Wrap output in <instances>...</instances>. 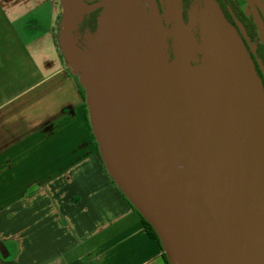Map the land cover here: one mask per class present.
<instances>
[{
  "label": "crops",
  "instance_id": "crops-1",
  "mask_svg": "<svg viewBox=\"0 0 264 264\" xmlns=\"http://www.w3.org/2000/svg\"><path fill=\"white\" fill-rule=\"evenodd\" d=\"M59 4L0 0V264H166L104 169Z\"/></svg>",
  "mask_w": 264,
  "mask_h": 264
},
{
  "label": "water",
  "instance_id": "water-1",
  "mask_svg": "<svg viewBox=\"0 0 264 264\" xmlns=\"http://www.w3.org/2000/svg\"><path fill=\"white\" fill-rule=\"evenodd\" d=\"M251 1L264 19V1ZM108 2L69 0L79 16ZM219 35L223 79L209 126L190 124L170 98L158 104L156 88L137 77L113 85L95 122L112 175L163 227L170 264H264V124L250 104L238 101L251 85L245 50L231 28ZM219 127L232 160L213 168L209 183ZM204 204L222 224H212Z\"/></svg>",
  "mask_w": 264,
  "mask_h": 264
},
{
  "label": "flooded vegetation",
  "instance_id": "flooded-vegetation-1",
  "mask_svg": "<svg viewBox=\"0 0 264 264\" xmlns=\"http://www.w3.org/2000/svg\"><path fill=\"white\" fill-rule=\"evenodd\" d=\"M79 17L80 31L89 35L87 49L92 50V54L84 53L79 59V77L92 107L94 124L113 85L137 77L145 78L150 90L156 88L158 104L170 98L190 124L209 126L223 79L219 31L227 27L237 35L252 68L251 85L238 101L250 104L264 124V19L251 0H109L108 5ZM208 45L216 52L211 69L205 61L199 66L194 63L202 54L195 55V47L205 50ZM107 59L113 60L110 66ZM105 64V71L99 74ZM218 131L209 159V183L213 168L227 158L232 160L225 151L222 128ZM190 135L192 139L193 133ZM206 211L212 224L223 223L207 207Z\"/></svg>",
  "mask_w": 264,
  "mask_h": 264
},
{
  "label": "rangeland",
  "instance_id": "rangeland-1",
  "mask_svg": "<svg viewBox=\"0 0 264 264\" xmlns=\"http://www.w3.org/2000/svg\"><path fill=\"white\" fill-rule=\"evenodd\" d=\"M58 3H60L59 5H61L62 7V16L61 18H57V22L59 25V39L58 42L61 45L62 51H63V55H64V61L67 66L69 65V67L72 69V71H76L77 72V66L75 65V63L72 61V59L70 58V55L72 54V49L75 50L76 53V57L78 58L77 60H79L81 57H83L84 53L86 55H90L92 54V50H88L87 46L89 45V35L88 34H83L80 31L79 28V23L81 18L78 16V13L72 8L71 4L69 3V0H57ZM66 43H68L67 47H66ZM84 47V49L82 50L81 47ZM90 48V47H88ZM195 48V55L198 52H201L202 54H199L197 59L195 60L194 63H197V66H199L200 64H202V62H206L209 69H211L212 67H214L215 65V57H216V52L214 50V48H212V46L209 45L205 47V50L200 46H196ZM87 49V50H86ZM89 59V58H88ZM91 60H94V56L91 57ZM90 60V61H91ZM220 69L217 68V71H219ZM79 77V75H78ZM80 78V77H79ZM220 81H219V85H220ZM218 106V102L216 105V108ZM215 110L213 111L212 117L210 119V123L212 122V119L214 118L215 115ZM164 233V232H163Z\"/></svg>",
  "mask_w": 264,
  "mask_h": 264
},
{
  "label": "trees",
  "instance_id": "trees-1",
  "mask_svg": "<svg viewBox=\"0 0 264 264\" xmlns=\"http://www.w3.org/2000/svg\"><path fill=\"white\" fill-rule=\"evenodd\" d=\"M81 90H82V88H81ZM82 93H83V90H82ZM83 96H84V98H85V101H87L86 100V97H85V95H84V93H83ZM89 105H87V107H88ZM85 112H86V115L88 116L89 115V110L86 108V110H85ZM89 112V113H88ZM93 130H94V144H95V146L97 147V149L99 150V155H100V157L102 158V160H103V163H104V169H105V171L109 174V175H111V177L113 178V180L116 182V183H118V181H117V179L112 175V173H111V170H110V167L108 166V164L106 163V160H105V158H104V156H103V153H102V151H101V147H100V143H99V141H98V139H97V135H96V132H95V124L93 125ZM121 189V192L123 193V195L125 196V198L133 205V207L139 212V214L141 215V217H142V220H143V224H144V228H145V230L147 231V233L151 236V237H153V238H155L158 242H159V244H160V246H161V248H162V257H163V259H164V261H165V263L166 264H170V261H169V258H168V253H167V249H166V246H165V244H164V230H163V227L161 226V225H159L144 209H143V207L137 202V201H135L133 198H131L129 195H127L126 193H125V191L122 189V188H120Z\"/></svg>",
  "mask_w": 264,
  "mask_h": 264
}]
</instances>
